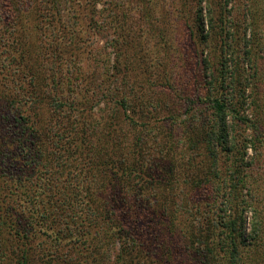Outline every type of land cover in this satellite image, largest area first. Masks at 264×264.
<instances>
[{
    "label": "rangeland",
    "instance_id": "1",
    "mask_svg": "<svg viewBox=\"0 0 264 264\" xmlns=\"http://www.w3.org/2000/svg\"><path fill=\"white\" fill-rule=\"evenodd\" d=\"M113 1L57 0L55 8L50 7L52 1L36 8L25 0L21 21L9 28L25 35L27 53L36 63L39 82L35 87L41 100V108L33 105L39 114L37 122L48 125L52 117L59 129L66 130L61 132L64 141L79 138L80 150L74 149L71 156L79 162L75 171L42 181L48 175L35 166L36 150L31 145L27 148V139L32 138L20 136V140L25 137V144L4 142L0 219L11 216L10 208L21 212L12 216L20 227L18 234L0 231V264H19L23 254L27 264H87L84 258L91 249L83 245L79 253L68 244V232L66 236L60 232L64 236L60 244L54 241L58 225L66 222L65 211L57 217L61 203L76 192L80 202L93 201L92 207L103 216L109 215L108 206L122 192L121 209L114 211L127 214L129 224L144 215L145 220H139L140 247L148 254L153 253L146 244L148 237L167 235L170 213L176 212L181 222H174L177 229L171 245L164 242L170 264H195V255L180 230L186 225V214L179 208L185 201H196L200 213L208 211L222 225L242 209L237 203L246 202L241 210L243 233L236 239L237 256L240 264H264V0H232L225 22L213 28L205 23L203 31L193 22L189 0H121V7ZM224 63L228 83L237 72L248 79L242 110L248 122L234 124L237 151L218 150L216 178L209 171L212 160L200 137L199 121L214 122L208 97L220 93L215 78L223 73ZM26 81L23 78L18 87H32ZM9 84L13 85L1 81L0 90ZM51 97L60 104L59 112L47 108ZM29 106L19 110L25 119L32 118ZM24 123L13 124V138L21 135ZM45 135L47 140L53 133ZM112 154L117 155L114 160ZM119 165L121 171L135 168L129 176L121 174V190L113 179ZM169 166L175 169L172 178L164 173ZM157 170L160 177L154 180ZM207 175L209 185L196 190V181ZM233 184L241 188L239 194ZM34 195L45 205L43 209L49 206L45 218L30 209L29 199ZM135 205L140 213L133 209ZM225 206L226 213L222 212ZM72 207H63L67 215L73 214ZM158 216L161 222L152 220ZM67 223L72 224L69 219ZM100 225L107 228L103 221ZM220 229L223 236L228 232L224 227L216 230L215 264H229L232 244L224 240L221 246ZM254 231L259 235L256 242L251 239ZM120 244L115 235L99 234L87 246L96 247V264H114ZM153 251L159 252L156 247Z\"/></svg>",
    "mask_w": 264,
    "mask_h": 264
},
{
    "label": "trees",
    "instance_id": "2",
    "mask_svg": "<svg viewBox=\"0 0 264 264\" xmlns=\"http://www.w3.org/2000/svg\"><path fill=\"white\" fill-rule=\"evenodd\" d=\"M51 1L52 5L49 6L55 8V1L57 0H30V2L36 4V8L37 5L42 6L43 4H50ZM189 1L193 10V22L200 31L204 30V27L206 26L205 23L211 28H213L214 24L222 25L225 22L226 17L230 14L229 6L232 3V0ZM24 2L25 0H0V28L4 26L0 29V82L3 81L5 83H12L14 85H6V90H0V150L7 149V146L4 142L11 144L13 141L20 140V136L23 135L26 136V139L28 137L32 138L27 139L29 142V145L27 144V148H30L31 145L34 150H36L34 152V154H36L35 166L43 169L48 175L47 177L44 176V178H41V180H57L58 178H61V175H63L64 172L67 171L68 173H71L78 168L79 162L75 163V160L71 158V156L76 152L74 149L80 150V143H77L78 141H76L79 140L78 137H75L76 139L70 138L64 141V138L62 137L64 135H62L61 132H65L66 130L59 129L57 121L54 119L53 122L52 117L50 118L48 125H42L41 123L37 122L39 120V118H37L39 114L36 112V110H34L33 105H37V108H41L39 105L41 100H39L37 97V87H35L39 82L37 70L34 69L36 63L32 61V57H30L31 55L27 53L28 51L26 48L27 42L25 41V35L16 31L15 29L13 31L9 30L10 26L12 27L13 24L21 21L20 7ZM204 3V7L206 9L205 14L202 12V4ZM113 5L115 7H121V0H114ZM113 16L116 20L118 14H113ZM245 52L246 55L249 56V50H246ZM222 66L224 67L222 69L223 73L215 78L219 84L215 89L220 93L212 97H208V100H210L208 107L212 111L214 122L209 123L203 120L199 121L201 126L200 131L203 133L200 137L202 141L205 142L206 150L212 160L210 165L211 169H209V171H212L216 178L219 177L217 171L218 150H226L229 152H234L235 150L237 151L238 149L236 148H238V141L237 138L232 135L234 131L236 132L234 124L239 126L240 124H245L248 122L242 112L243 105L246 104L245 90L249 84L248 79L245 77L241 78L240 72L235 74L233 73V75L231 71V75L233 76L228 83L226 76L227 65L224 63ZM236 70H239V68ZM23 78L24 80L26 78V82L31 84L32 87H18L23 85L21 84V80H23ZM212 83L213 82L211 81L209 82V84ZM48 96L47 98H50ZM49 100L50 101L47 108L51 109L52 107L55 112H59L61 108H58V106L60 104L56 103L53 97H51ZM28 102H30V104H28ZM21 106H29V108L33 110L32 118L25 119L23 117L24 115H21L22 113L19 111L22 109ZM59 118L60 117H58V120ZM15 122L16 124H21L22 122L25 123L22 124V129H19V133H21V135L18 134V137L13 138L11 136L12 133L10 129L13 127ZM74 123L76 124V122ZM75 126L72 129L73 131L74 129L77 131ZM58 130L59 133L57 132ZM49 132L53 133V135L48 137L46 140L45 134H49ZM7 133L10 134L11 137H7ZM23 139H25V137H22L20 143H27L24 142ZM83 141L84 139L82 142ZM50 148L53 150H49ZM11 151H14V149ZM111 157L114 160L117 155L112 154ZM18 161L20 162V160ZM125 168L126 169L121 171V166L119 165L116 167L113 173L115 187L119 188L120 190L121 174L123 177H126L132 174V172H135V168L132 166ZM174 170L175 169L169 166V169L166 172H162L170 176L169 178H172V174L175 173ZM158 172V170L153 172L154 175L152 176L155 177L152 178L154 180L159 179L160 176L156 175L159 174ZM210 175L205 176L204 179H201L200 181H196V190L202 189L204 185H209ZM232 186L234 191L239 194L241 188L238 185L236 187L235 184ZM16 188L18 190L20 186H13L14 190H16ZM39 188L42 189L40 186ZM42 192L43 191L41 190L40 193ZM120 192L121 191H119V193ZM78 194L79 193L76 192L73 197L67 199V202L71 203L70 205L73 204L74 206L70 208L73 214L71 213V215H67L68 212L65 209L69 208L70 205L66 202V197L64 202L61 203L65 209L63 207L59 208L61 209V213H59L57 217H62V214L65 211L66 215H64V219H66V222H64L63 225H58L59 233L56 232L54 234V241L57 244H60V242L64 240V236H61L60 232L65 234V236L68 232V244H71V246L75 250L79 251V253L80 249L83 248L82 246L86 245L84 249L91 250L89 255L85 256V262L87 264H96V256L98 254L97 249L94 245L93 247H88L87 245L90 244L91 240L96 239V235H115L121 240V244L114 256V264H170L169 258L166 257L167 252L165 251L164 242L167 241L171 245V240L174 238L175 230L177 229V226L174 224V222H181V219L179 216L177 217L176 212L173 214L172 212L170 213V227L165 228L167 235L161 237L160 235L158 236L157 233H152L153 235L148 237L146 244L151 246L149 247L151 248L150 252H153L148 254L147 251H141L140 247L142 242L140 239L141 224L139 223V220H145L144 215L143 217L139 215V217L134 219L132 224H129V217L127 214L126 216H121L117 215L114 211L115 209H121L119 205H121V199L123 198L122 192L120 195H116L117 199L112 200L113 204L108 206L110 213L109 215L107 214L105 216H103L102 213L100 215L97 210L92 207L94 204L93 201L91 203L80 202V199L76 197ZM28 197L30 196L28 195ZM37 198L38 197L34 195L32 199H29L31 205L30 209H32L34 214H40V216L43 217L45 214L44 210L49 208V206L47 204V208L43 209L45 205H43V202L40 200L38 201ZM235 198H238V195H235ZM68 200L72 202H69ZM230 203L229 205L232 207ZM245 205L246 202L243 205L237 203V207L243 206L241 210H243ZM142 206L143 205L140 206L141 211H143ZM179 208H181L182 212L186 214L185 229L181 228L180 230L183 232V237H185V240L187 241L192 253L195 255V264H215L218 256L213 252L212 249V246L214 247L215 244L213 238L216 236V230L223 227L225 228L224 230H227L228 232H225L223 236V233H221L222 229L217 231L219 243L222 246L226 243L224 240H229L232 244V248L231 251H229L230 254L228 255V262L229 264H240L239 257L237 256L238 251L236 249V239H239L243 233L244 218L241 210L236 212L235 217L232 218V220H228L226 223H223L224 225H222L221 220L219 224L215 217L209 214L208 211L200 213V206L199 203H196V201H185V203ZM133 209L140 213L137 205H135ZM226 210L227 208L225 206V209H223L222 212L226 213ZM17 212L20 213L21 211H15L13 208H10L8 213H10L11 216L9 215L6 220H4V218L2 220L1 217L0 231L8 230L9 233L15 232V234H18L17 232H19L20 227L15 225V221L12 220L14 213ZM67 216L69 218H66ZM45 217L46 216L43 218ZM67 219L72 222L71 225L67 223ZM152 220L161 222L159 216L157 218L153 217ZM101 221L107 224V228H104L102 225H100ZM150 222L151 219L148 218V223ZM216 225H218V227L215 230ZM97 228H100V231ZM93 233L96 235H93ZM258 237L259 235H256V231H254L251 239L253 242H256ZM155 247L157 250H159L158 254L153 251V248L155 249ZM152 255L153 257L151 258ZM27 263V257L23 254L19 264Z\"/></svg>",
    "mask_w": 264,
    "mask_h": 264
}]
</instances>
